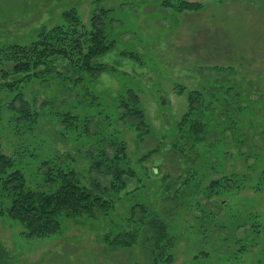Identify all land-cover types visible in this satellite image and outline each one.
<instances>
[{
	"label": "rangeland",
	"instance_id": "obj_1",
	"mask_svg": "<svg viewBox=\"0 0 264 264\" xmlns=\"http://www.w3.org/2000/svg\"><path fill=\"white\" fill-rule=\"evenodd\" d=\"M181 1L202 7L181 9ZM71 9L88 27L110 10L104 29L114 47L97 59L109 70L77 83L54 67L3 86L24 77L12 73L7 48L31 44ZM215 85L221 100L230 97V128L210 133L209 121L206 140L193 146L179 132L188 93ZM128 91L138 96L147 132L120 117ZM22 101L30 119L20 117ZM0 111V147L14 163L8 173L22 172L30 188H56L45 182L49 166L107 183L91 162L111 136L126 143L135 171L109 215L64 218L47 237L29 238L0 214L3 264H152L140 245L113 250L102 241L105 232L130 229L135 204L170 226L172 264H264V0H0ZM224 175L233 180L207 198L206 187ZM8 203L0 197V207Z\"/></svg>",
	"mask_w": 264,
	"mask_h": 264
},
{
	"label": "trees",
	"instance_id": "obj_2",
	"mask_svg": "<svg viewBox=\"0 0 264 264\" xmlns=\"http://www.w3.org/2000/svg\"><path fill=\"white\" fill-rule=\"evenodd\" d=\"M178 5L185 10H198L202 7L199 3L188 1H181ZM109 12L110 10L102 9L95 13L88 27L77 11L71 9L64 13L63 24L43 30L31 44H14L8 47L7 58L12 63V73L23 74L24 77L5 82L3 86L12 89L17 82L38 77L39 73L51 71L54 67L74 74L77 83L82 82L83 75L95 79L109 70V67L97 61L114 47V42L108 40L104 29V18ZM43 66L46 67L42 69ZM224 68L217 67L218 70ZM182 91L183 89L180 90ZM218 91L215 85L204 93L199 90L188 93V105L181 118L179 132L183 137H188L193 146L206 140L205 132L209 121H214V129L210 133L219 128L220 124L224 127L221 131L223 134L224 130L230 128L229 117L233 113V107L228 102L230 97L223 98V101L218 97ZM120 108L123 120L133 121L131 125L135 130L147 132L144 112L135 93L128 91L125 97H121ZM19 113L25 119H30L33 115L25 101L21 102ZM66 115L69 121L70 118L77 119L76 116ZM222 139L226 143V139ZM106 142L111 152L103 146L98 156H93L91 169L105 172L110 176V181L104 183L93 178L84 183L74 169L49 166L45 182L56 185L52 191L28 187L19 170L8 173L14 163L0 147V197L9 199L7 207H0V214H7L20 223L24 228L23 233L29 238L47 237L59 232L64 218L85 216L96 219L109 215L115 209L120 193L127 189L128 183L135 177V171L129 166L126 143L112 136L107 137ZM47 163L49 162L46 161ZM231 180V176L224 175L212 181L206 187V197L212 199L218 196V189ZM127 218L130 229L111 230L102 235V241L110 249L125 250L140 245L152 264L174 262L172 249L176 238L170 233V226L164 219L145 205L138 204L131 207ZM8 254L0 240V264H3Z\"/></svg>",
	"mask_w": 264,
	"mask_h": 264
}]
</instances>
